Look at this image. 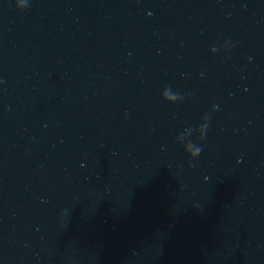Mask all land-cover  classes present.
Here are the masks:
<instances>
[{"label": "water", "instance_id": "95a60500", "mask_svg": "<svg viewBox=\"0 0 264 264\" xmlns=\"http://www.w3.org/2000/svg\"><path fill=\"white\" fill-rule=\"evenodd\" d=\"M0 264H264V0H0Z\"/></svg>", "mask_w": 264, "mask_h": 264}]
</instances>
